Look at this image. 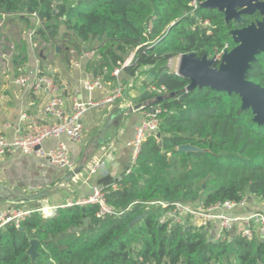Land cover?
Segmentation results:
<instances>
[{
	"label": "trees",
	"instance_id": "obj_1",
	"mask_svg": "<svg viewBox=\"0 0 264 264\" xmlns=\"http://www.w3.org/2000/svg\"><path fill=\"white\" fill-rule=\"evenodd\" d=\"M193 2L0 0V17L35 14L42 25L36 34L46 41L61 32L74 36L79 47L89 49L97 41L96 74L106 72L111 81V71L123 65L131 102L138 100L131 93L151 71L152 85L165 89L157 105L160 137L146 136L115 187L101 189L119 217L98 219L93 205L48 216L34 211L18 227L0 229V264H264V238L234 235L213 242L200 229L163 222L178 200L202 208L245 196L264 200V127L252 122L250 110H241L238 96L204 88L188 92L189 81L168 67L182 55L211 58L234 47L229 37L234 24L226 26L222 14L195 9ZM27 16L19 18L28 23ZM256 19L258 14L247 17L246 24ZM247 79L264 87V53ZM185 145L197 151L178 150ZM33 240L35 257L28 255Z\"/></svg>",
	"mask_w": 264,
	"mask_h": 264
},
{
	"label": "crops",
	"instance_id": "obj_2",
	"mask_svg": "<svg viewBox=\"0 0 264 264\" xmlns=\"http://www.w3.org/2000/svg\"><path fill=\"white\" fill-rule=\"evenodd\" d=\"M6 18L11 16L0 17V20ZM28 22L30 28L38 29L35 20L31 19ZM9 24L8 27L6 26V32L10 42L15 46L14 58L10 62H0V129L6 140L11 141L16 135L25 132L27 120H22V115L28 120L51 121L46 120L41 113L47 102L46 95L42 91L36 93L23 91L14 83V76L20 66L29 74L46 73L54 78L59 87V94L64 99L66 114L72 113L74 98L81 102L103 98L104 95L99 91L86 92L82 84L89 75L92 77L97 75L92 65L95 60L82 62L79 67H75L76 48L71 47L67 40H63L66 45L63 54H59L56 48V57L52 64H49L47 54L43 51H39L36 56L29 38L32 31L26 36L19 30L20 26L10 22ZM20 41L24 43L22 51L18 49ZM21 53L26 57L24 63L20 62L24 56ZM131 60L132 56L125 63H130ZM121 79L129 87L131 80L126 75L121 76ZM131 95L138 99L140 96L138 91L132 92ZM126 99L132 104L138 103V100L131 102L127 94ZM113 108L96 107L87 110L80 120L83 125L81 144H72L65 137L60 138L68 148L73 164L71 172L57 170L47 160L24 155L18 150L0 157V210L16 202L39 204L41 201L47 204L57 193L65 195L64 202L77 200L88 197L95 187L103 189L107 186H115L133 163L132 147L129 143L133 140L136 129L147 111L128 113L117 125L107 127L103 131L106 118ZM98 140H103V143L97 146ZM56 143L57 140L49 139L43 143V148H52ZM96 164L98 165L95 172L91 174L90 169ZM43 192L49 193L44 198L29 201L30 197ZM260 203L264 206V200ZM45 209L52 210L50 207H43V210Z\"/></svg>",
	"mask_w": 264,
	"mask_h": 264
},
{
	"label": "built area",
	"instance_id": "obj_3",
	"mask_svg": "<svg viewBox=\"0 0 264 264\" xmlns=\"http://www.w3.org/2000/svg\"><path fill=\"white\" fill-rule=\"evenodd\" d=\"M191 5L195 9L199 7V3L196 1ZM20 16L26 17L27 15L22 14ZM3 17L5 15H1V18ZM27 17L30 20H35L38 28L42 27L40 20L35 14ZM1 27L2 24L0 23V62L6 63L13 60L15 46L3 34ZM35 32L36 29L33 30L31 35ZM225 50H228L227 46L215 55L217 61L221 59ZM97 58L98 54L95 50L80 47L76 51L74 66L79 67L82 62H91ZM123 68L124 66L120 65L111 71L109 74L113 79L111 81L105 79L106 72L103 75L93 77L89 75L85 78L82 83L84 90L88 93L99 91L104 95L103 98L100 100H88L87 102H81L74 98L72 113L66 114L64 112V99L59 94V87L54 81V78L46 73L29 74L24 67L20 66L14 76V83L23 91L33 93L42 91L46 95L47 102L43 106L41 113L46 120L50 119L51 121L28 120L25 115H22L21 119L27 120L25 132L16 135L11 141L6 140L0 129V157L7 156L18 150L24 155L47 160L57 170L71 172L73 164L69 157L68 148L60 141V138L65 137L72 144H81L83 142V125L80 120L87 110L91 108H131L132 103L126 99L128 85L121 79V76L125 75ZM147 89L153 99L165 95V89L163 87L158 88L151 85ZM151 109L153 110L152 113L148 111L144 113L136 129L135 136L129 143V146L132 147L133 161L145 137L157 134L156 116L160 112V109L158 106H153ZM49 139H55L57 143L52 148L44 149L43 143ZM97 165L90 169L91 174L95 172ZM261 201L259 199L255 201L245 196L239 201H225L207 208H202L199 204L177 203L173 205L171 210L164 213L163 222L168 221L169 228L172 225H179L186 229L193 227L204 231L206 234L211 233V237H208V234L207 237L213 242H221L234 235L246 240H252L256 237L264 238V206L261 205ZM156 204L162 207L165 206L163 203ZM89 205L98 207L96 213V218L98 219L119 217L116 211L106 205L104 194L97 187L92 189L88 197L67 200L58 209ZM34 211L40 214L42 213L39 209L33 210L27 207H21V203H15L1 209L0 229L6 225L18 227Z\"/></svg>",
	"mask_w": 264,
	"mask_h": 264
},
{
	"label": "water",
	"instance_id": "obj_4",
	"mask_svg": "<svg viewBox=\"0 0 264 264\" xmlns=\"http://www.w3.org/2000/svg\"><path fill=\"white\" fill-rule=\"evenodd\" d=\"M199 7L205 10H215L223 15L226 26L233 23L235 28L229 31L234 47L225 50L219 61L215 56L209 58L206 55L197 58L194 54L182 55L178 59L175 74L189 81L187 91L195 89H210L216 92L226 93L229 96L236 95L241 101V110H250L252 122L258 127H264V87H261L247 79L251 66L257 57L264 53V0H194ZM258 14L260 19L249 24L247 17ZM131 62V61H130ZM155 73L149 72L139 83L138 103L131 108H113L108 114L103 126L105 128L117 125L122 117L128 113L148 111L157 106L164 99L159 96L155 99L148 91L155 80ZM172 95V94H171ZM160 135L157 133L156 138ZM97 146L103 143L98 140ZM179 151L196 152L197 149L188 145L178 148ZM49 192H43L29 198L36 201L44 198ZM183 203L181 200L172 202L171 205ZM139 216L134 222L139 221ZM87 219H84V226ZM76 231V229H74ZM36 241L30 242L28 255L35 257Z\"/></svg>",
	"mask_w": 264,
	"mask_h": 264
},
{
	"label": "rangeland",
	"instance_id": "obj_5",
	"mask_svg": "<svg viewBox=\"0 0 264 264\" xmlns=\"http://www.w3.org/2000/svg\"><path fill=\"white\" fill-rule=\"evenodd\" d=\"M19 16L20 15H18V16L14 15V16H11V18H6L4 20H0V23L2 24L1 30H2L3 34L6 37H8V34L6 32V29L10 25L9 22L20 26L19 30H21L26 36H28L29 33L31 34V31L33 32V30L35 29V28H33V29L30 28V26H29L30 23L29 22L27 23L26 21L20 19ZM28 28H30V31L28 30ZM39 29H41V27H39L38 29H36V32ZM36 32L33 35H31V37H29L30 40H31V42H32V46H33V48L35 50V54L37 56V54H38L39 51H43L44 53H46L47 54V58L49 59V61H47V62L49 64H52L51 62L56 57L55 56V50H56V48H58L57 50H58L59 54H63L64 47L66 46L65 43H63V40H67V43L70 44L71 47H75L76 48L75 51L79 50V48H80L78 46L77 40L72 35H66V36H64L63 35V32H61L57 36V38H55L53 40L46 41L45 39H43L42 37H40L39 35H37ZM8 39H9V37H8ZM16 44H18V43H16ZM23 45H24L23 41H20V43L18 45V49L20 51H22V48H24ZM88 47L91 50H95V49L98 50L99 43L97 41H92V42L89 43ZM21 54H23V53H21ZM98 54H100L99 51H98ZM132 55H133V53H129L127 56H125L124 57V62H127ZM98 58H99V56H98ZM177 59H172L168 63L169 68L171 70H173V71H176L177 70V64H178L177 63ZM20 62L21 63L26 62L25 55L20 59ZM64 196H63V193H61V195H58V193H57V194H55V197L54 198H51V200L47 204L42 203L41 201L39 202V204H37V203L35 204V202H34V204H29V203L28 204H22L21 203V207H27V208L33 209V210H35L37 208L41 210V209H43V207H50L53 210L52 212H55L58 209V205H60V204H62L64 202ZM254 200L256 201V199H254ZM65 202L62 205H64ZM52 207H54V209ZM41 214H43V213H41ZM43 216H48V215L43 214ZM207 234H208V237H211V235H212L211 233H207Z\"/></svg>",
	"mask_w": 264,
	"mask_h": 264
},
{
	"label": "bare ground",
	"instance_id": "obj_6",
	"mask_svg": "<svg viewBox=\"0 0 264 264\" xmlns=\"http://www.w3.org/2000/svg\"><path fill=\"white\" fill-rule=\"evenodd\" d=\"M41 212L43 213V214H46V215H50V214H52V210H48V209H45V210H41Z\"/></svg>",
	"mask_w": 264,
	"mask_h": 264
},
{
	"label": "flooded vegetation",
	"instance_id": "obj_7",
	"mask_svg": "<svg viewBox=\"0 0 264 264\" xmlns=\"http://www.w3.org/2000/svg\"><path fill=\"white\" fill-rule=\"evenodd\" d=\"M256 20H258V19H256Z\"/></svg>",
	"mask_w": 264,
	"mask_h": 264
}]
</instances>
